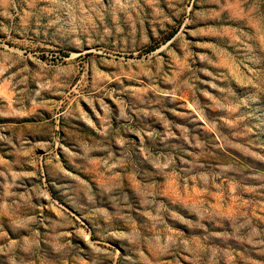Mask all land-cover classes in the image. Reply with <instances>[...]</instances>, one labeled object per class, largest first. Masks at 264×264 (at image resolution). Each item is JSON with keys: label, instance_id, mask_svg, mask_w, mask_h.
Wrapping results in <instances>:
<instances>
[{"label": "rangeland", "instance_id": "374dc122", "mask_svg": "<svg viewBox=\"0 0 264 264\" xmlns=\"http://www.w3.org/2000/svg\"><path fill=\"white\" fill-rule=\"evenodd\" d=\"M0 264H264V0H0Z\"/></svg>", "mask_w": 264, "mask_h": 264}]
</instances>
